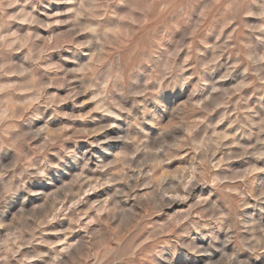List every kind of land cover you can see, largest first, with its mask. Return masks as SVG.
I'll return each mask as SVG.
<instances>
[{"label": "clouds", "instance_id": "obj_1", "mask_svg": "<svg viewBox=\"0 0 264 264\" xmlns=\"http://www.w3.org/2000/svg\"><path fill=\"white\" fill-rule=\"evenodd\" d=\"M0 264H264V0H0Z\"/></svg>", "mask_w": 264, "mask_h": 264}]
</instances>
